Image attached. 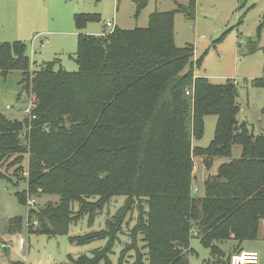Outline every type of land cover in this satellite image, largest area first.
Here are the masks:
<instances>
[{
  "label": "trees",
  "instance_id": "16d2710c",
  "mask_svg": "<svg viewBox=\"0 0 264 264\" xmlns=\"http://www.w3.org/2000/svg\"><path fill=\"white\" fill-rule=\"evenodd\" d=\"M146 1L134 0L137 12ZM194 8V0L178 3L151 12L146 27L114 26L100 35L81 32L98 15L74 14L75 71L56 70L49 62L30 70L24 42H0V73L21 72L20 90L35 116L11 119L0 112V177L11 169L25 180L26 189L16 192L22 204L26 193L56 196L38 208L27 205L24 220L9 218V232L20 231L24 221L28 234L67 235L70 224L84 215L93 221L110 198L125 196L104 228L68 236L79 245L96 239L106 244L90 256L68 254L63 264H111L109 254L124 228L129 242L117 264L128 257V264H188L192 237L209 250L202 264H227L244 241L259 238L264 132L254 134L237 121L236 83L194 74L204 54L194 61L192 44H175L174 14L192 17ZM247 47L264 53V40ZM252 85L264 94V77ZM206 115L216 116L213 138L196 146ZM233 145L241 147L235 158ZM193 156L207 168L214 157L228 159L204 178L202 196L192 192ZM134 209L129 227L126 217Z\"/></svg>",
  "mask_w": 264,
  "mask_h": 264
},
{
  "label": "rangeland",
  "instance_id": "374dc122",
  "mask_svg": "<svg viewBox=\"0 0 264 264\" xmlns=\"http://www.w3.org/2000/svg\"><path fill=\"white\" fill-rule=\"evenodd\" d=\"M189 0H147L146 5L136 11L134 0H0V42L21 41L26 44V54L30 59V70H35L45 62L52 63L54 69L66 71L77 70L74 53L77 48V29L73 16L76 13L98 15L83 28V32L98 35L103 29L104 21L112 20L114 25L123 29L146 27L149 14L153 11H170L178 3L187 4ZM192 17L177 11L174 14V42L177 46L186 43L194 46L193 60L203 56L201 66L194 67V74L207 77L212 83L235 81L237 87L236 101L239 111L238 122H246L254 134L264 132V94L260 87L252 85L255 78L264 77V53L262 50L248 52L250 43H263L264 40V0H194ZM262 24L258 30L259 25ZM82 32V31H81ZM21 72L12 70L4 77L0 73V112L8 118H20L29 102L28 96L21 92ZM20 94V96L18 95ZM19 96V97H18ZM9 105L10 109L5 107ZM21 108V109H20ZM216 116L204 117V132L193 144L206 147L213 138ZM241 152L239 145H233L232 157ZM227 158L214 157L209 168L202 158L193 156V174L196 179L198 196L204 194L203 180L208 174H214L220 163ZM5 177H0V237L8 250L0 243V264H63L68 254L76 257L80 254L92 255V250L101 248L106 239H96L86 244L71 243L69 235H80L104 228L105 220L125 203V196H114L94 218L89 221L84 215L76 223L70 224L67 235L47 236L40 233H27L26 223L20 231L9 232L8 220L11 217L26 218L27 209L41 207L50 197L31 195L34 204H22L16 192L26 189L24 179L12 175L9 169ZM75 208L78 209L77 204ZM136 209L132 217L127 216L129 227L134 224ZM35 225V224H34ZM119 235V241L113 245L109 254L111 264H117L119 254L127 237L128 228ZM261 230L264 234V220ZM25 240L20 248V238ZM227 247V245H224ZM193 253L188 264H202L209 258V250L196 237L190 240ZM132 253L131 251L129 252ZM259 264H264V242L260 249ZM131 262V257H128ZM18 262V263H19ZM103 264V263H100Z\"/></svg>",
  "mask_w": 264,
  "mask_h": 264
},
{
  "label": "built area",
  "instance_id": "2783aa9c",
  "mask_svg": "<svg viewBox=\"0 0 264 264\" xmlns=\"http://www.w3.org/2000/svg\"><path fill=\"white\" fill-rule=\"evenodd\" d=\"M104 26L108 31H111L114 28V22L112 20H106L104 22ZM235 83V81H233ZM29 98V97H28ZM30 99L28 102V105L22 109V113L24 116H27L29 119L34 118L35 116L31 114L30 112ZM6 109H10L11 106L7 105L5 107ZM27 164V163H26ZM22 171V175L27 177L28 175V167L26 166ZM197 189L196 185L192 186V192H195ZM27 203L28 204H34L35 203V199L31 198V199H27ZM25 245V240L23 238L20 239V248L23 249ZM259 262V254L257 251L254 250H242L239 253H235L233 255L230 256L229 261L227 264H258Z\"/></svg>",
  "mask_w": 264,
  "mask_h": 264
},
{
  "label": "crops",
  "instance_id": "0c3cea01",
  "mask_svg": "<svg viewBox=\"0 0 264 264\" xmlns=\"http://www.w3.org/2000/svg\"><path fill=\"white\" fill-rule=\"evenodd\" d=\"M105 22V21H104ZM116 26V25H115ZM103 30H105V29H103ZM103 30H102V32H103ZM101 32V33H102ZM78 33H79V31H77V35H78ZM82 33H84L83 32V30H82ZM101 33H98V35H100ZM85 34H87V33H85ZM260 44H262V43H260ZM198 58V57H197ZM30 60V59H29ZM31 63V62H30ZM236 83V82H235ZM19 96H20V94H18ZM18 96V97H19ZM21 109V108H20ZM24 117V115H22L20 118H17V117H14L13 119H22ZM22 238V237H21ZM20 238V239H21ZM0 242H2L1 243V246H4L3 248H4V250H8V247H7V244L5 243V241H3V240H1V237H0ZM262 242H264V234H263V232H262V230H260V235H259V238L258 239H255V240H248V241H244L243 243H242V250H254V251H257L258 252V250L260 249V245L262 246ZM0 246V247H1ZM19 261H17V262H14L15 264H20V262L18 263ZM258 264H259V262H258ZM260 264H262V263H260Z\"/></svg>",
  "mask_w": 264,
  "mask_h": 264
}]
</instances>
